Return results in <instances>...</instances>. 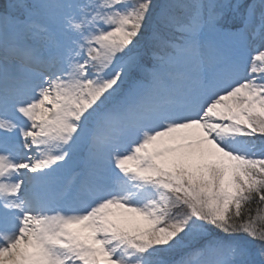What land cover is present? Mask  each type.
Wrapping results in <instances>:
<instances>
[{"label":"snow or ice","instance_id":"obj_1","mask_svg":"<svg viewBox=\"0 0 264 264\" xmlns=\"http://www.w3.org/2000/svg\"><path fill=\"white\" fill-rule=\"evenodd\" d=\"M0 264H264V0H0Z\"/></svg>","mask_w":264,"mask_h":264},{"label":"rangeland","instance_id":"obj_2","mask_svg":"<svg viewBox=\"0 0 264 264\" xmlns=\"http://www.w3.org/2000/svg\"><path fill=\"white\" fill-rule=\"evenodd\" d=\"M255 207V206H254Z\"/></svg>","mask_w":264,"mask_h":264}]
</instances>
